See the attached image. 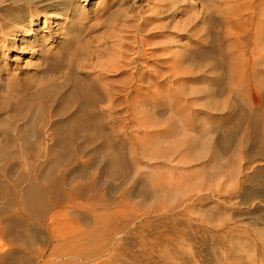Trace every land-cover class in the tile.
Instances as JSON below:
<instances>
[{
    "label": "bare ground",
    "instance_id": "1",
    "mask_svg": "<svg viewBox=\"0 0 264 264\" xmlns=\"http://www.w3.org/2000/svg\"><path fill=\"white\" fill-rule=\"evenodd\" d=\"M78 2L57 0L28 7L15 19L0 16V38L23 32L48 8L69 28L77 23L81 29ZM230 2L217 12L219 20L210 4H202L208 25L217 21L222 30L195 35L185 61L172 59V67L226 71L216 74L220 85L212 94L220 98L214 105L224 114L213 122L202 124L189 100L168 93L169 76L149 70V64L163 68L171 59L159 57L164 49L146 39L145 21L126 26L115 52L104 44L87 47L84 35L69 29L55 37L57 52L41 49L33 74L0 68V180L24 183L33 173L22 172V164L41 163L21 193L0 185V239L11 244L0 264H264V209L252 215L263 227L248 231V241L239 244L229 240L235 229L215 224L210 214L201 218L191 206L197 189L221 193L215 180L235 175L239 159L264 161V0ZM158 11L146 20L154 22L166 9ZM167 12L183 10L176 2ZM82 163L101 166L109 180L98 197L81 183L87 176ZM196 173L201 181L193 180ZM120 179L122 196L108 195ZM238 188L241 203H263L264 164ZM12 207L27 214V222L13 213L4 225L1 217ZM59 208L69 212L70 229L50 230L46 240L33 222L63 225Z\"/></svg>",
    "mask_w": 264,
    "mask_h": 264
},
{
    "label": "rangeland",
    "instance_id": "2",
    "mask_svg": "<svg viewBox=\"0 0 264 264\" xmlns=\"http://www.w3.org/2000/svg\"><path fill=\"white\" fill-rule=\"evenodd\" d=\"M55 1L57 0H0V8L2 9L0 16L15 19L20 14H24L23 11L28 7L37 8L38 5L50 4ZM230 1L210 0V3H201V0H86L85 4L84 0H79L76 3L78 9L75 20L78 22V19L82 18L81 29H77L79 28L77 23H72L69 28L64 20L59 19L61 17L53 16L52 10L48 8L46 9V15L41 14L35 19L34 23L28 21L29 25L22 30L23 32L6 35L5 39L0 38V45L3 43V47L0 48V68L6 69L7 74L9 71H17L21 77L33 74L35 67L39 63L38 54L41 49L43 51L50 50L51 53L57 52L60 47L57 45V38L63 37L69 29L76 33L80 31L84 35L83 44L85 46L95 47L104 44L108 48V52H115L118 50L116 46L118 37L126 26L133 23L134 20V22L145 21L148 27V32L145 33L146 39L149 42H153L155 44L154 47L164 49V51H158L159 57L171 59L169 64H166L163 68H157L156 65L149 64V70L156 72L160 69L165 74V77L169 76L164 81L165 88L169 90L168 93L179 94L181 99L189 100L191 110H194L195 113L198 111V114H196L199 120L200 118L202 119V124L213 122L217 120L216 116L220 117L224 114V111L219 110L220 107L214 105V101L217 102L220 98L219 95L217 94L214 97L212 93L214 85H220L216 79L217 75H221L226 71L222 68L188 63L172 67V59L180 57V59L185 61V53L189 49L192 50L194 48L193 45L188 48L186 46L190 38L197 39L195 35L199 34L206 37L208 28L216 32L222 30L223 27L217 21L215 24L208 25L207 14H201L203 12L202 4L203 6L210 4L212 10L216 11L215 17L219 20L220 15L217 12L227 8L231 4ZM176 2H179L183 12L180 14H169L167 10ZM165 9L166 12L161 14L154 22L146 20L150 12L158 13V10ZM145 12L147 13L145 14ZM58 15L62 16V14ZM130 15H132V18H129ZM126 33L129 32L125 31ZM173 69H175V75H171ZM224 87L227 88V85L225 84ZM231 88L233 87L231 86ZM208 160L209 158L206 156L203 160L193 163V166L198 169L200 163ZM239 161L241 162L240 170L235 175L230 177L221 175L215 180L217 183L213 188L221 193H201L202 191L197 189L195 193L199 196L195 197V201L191 206L195 208L201 218L207 220V215L210 214L216 218L213 220L215 224L225 223L227 228L235 229L237 234L231 235L229 238L230 242L245 244L248 241V231L263 227L254 222L252 215L258 208L264 209V202L261 204L241 203V198L235 194L237 193L235 191L239 189L240 184L244 185L246 179L253 174L254 167L258 164L263 165L264 161L256 160L252 165H248L245 158L239 159ZM40 164H22V172L25 171L30 173V175L33 173L30 177L26 175L22 178L24 183H21L18 177H14L11 179L2 178L0 185L3 188L9 185L13 193L14 191L21 193L22 189L34 180L35 167L40 166ZM82 167L87 170V176L82 180L80 179L81 183L92 186L93 192L96 190L98 194L97 197L103 194L104 186L108 185L104 181L109 180L103 177L102 167L97 164H83ZM2 169L3 167L0 165V170ZM200 178L199 173H196L193 180L198 181ZM226 179H228L226 186L224 189L220 188V182ZM80 180L73 179V181ZM123 186V180H115L112 187L106 192L114 198L121 197ZM203 198H206V200L202 201ZM2 203L3 201L0 200V209L2 208ZM13 213L16 214L18 220L27 222V214L21 212L17 207H12L1 217L3 224L8 218L15 217ZM55 214H58L57 216L63 219V225L53 222L39 225L33 222L46 240L45 234L47 235L50 230L59 233L60 230H65V227L68 228L67 230L70 229V224L66 223L67 219L70 218L69 212L66 213L63 208H59L55 210ZM28 223L30 225V222ZM84 229L89 228L84 225ZM187 249L191 252L190 248ZM10 250V242L6 238H1L0 257H4ZM235 253L243 255L238 251H235Z\"/></svg>",
    "mask_w": 264,
    "mask_h": 264
}]
</instances>
